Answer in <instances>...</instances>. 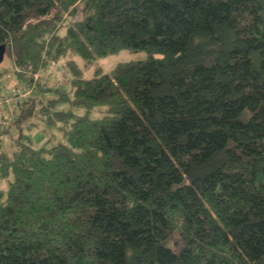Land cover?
Wrapping results in <instances>:
<instances>
[{
  "label": "trees",
  "instance_id": "obj_1",
  "mask_svg": "<svg viewBox=\"0 0 264 264\" xmlns=\"http://www.w3.org/2000/svg\"><path fill=\"white\" fill-rule=\"evenodd\" d=\"M0 46V264H264V0H0Z\"/></svg>",
  "mask_w": 264,
  "mask_h": 264
},
{
  "label": "rangeland",
  "instance_id": "obj_2",
  "mask_svg": "<svg viewBox=\"0 0 264 264\" xmlns=\"http://www.w3.org/2000/svg\"><path fill=\"white\" fill-rule=\"evenodd\" d=\"M143 59V56L140 54H134L131 53L128 50H121L113 55H109L107 57L104 58H100L97 59L95 64L90 66L89 68H84V63L81 59L79 58H75V61L77 62V64L83 68V76L85 78H92L94 75V72L98 69L100 70L102 73L108 74L111 72V70L118 64V63H122V62H126V61H130V60H140ZM60 66L61 65H57V66H48V68L46 69V74L51 75V79H50V85H52L51 83L53 81H55L54 77H58V79H61L65 74L64 70H60ZM14 71H18L20 72L18 69H16L15 67L12 66L9 58L6 56L4 57L2 63L0 64V71H6L5 72V77L7 79H9L10 81L8 82V84L6 85L9 89H13L16 85H17V81L15 80V76H13L12 74V70ZM39 75V74H38ZM44 77H46V75H44ZM19 89L20 88H25V85H18ZM35 117V116H34ZM34 117L31 118V123H34L37 125L36 128H34L32 131H27L23 126L21 129L24 130L25 133H28L29 136H31L32 138V142L34 147L39 148L40 146L46 145V141L47 139L50 140V142H56V141H63V137L61 135V133H54V138L52 136H44V134L41 131L40 126L38 125V123L36 122V120L34 119ZM16 136V134H14V137ZM52 140V141H51ZM4 183L2 181H0V188L3 189Z\"/></svg>",
  "mask_w": 264,
  "mask_h": 264
},
{
  "label": "built area",
  "instance_id": "obj_3",
  "mask_svg": "<svg viewBox=\"0 0 264 264\" xmlns=\"http://www.w3.org/2000/svg\"><path fill=\"white\" fill-rule=\"evenodd\" d=\"M32 87L4 89L0 94V131L16 117V106L25 102L32 95Z\"/></svg>",
  "mask_w": 264,
  "mask_h": 264
},
{
  "label": "water",
  "instance_id": "obj_4",
  "mask_svg": "<svg viewBox=\"0 0 264 264\" xmlns=\"http://www.w3.org/2000/svg\"><path fill=\"white\" fill-rule=\"evenodd\" d=\"M5 55V47L0 46V64L2 63Z\"/></svg>",
  "mask_w": 264,
  "mask_h": 264
}]
</instances>
